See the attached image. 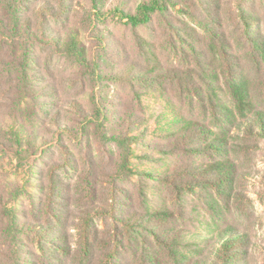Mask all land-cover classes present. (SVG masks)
Instances as JSON below:
<instances>
[{"label":"rangeland","instance_id":"1","mask_svg":"<svg viewBox=\"0 0 264 264\" xmlns=\"http://www.w3.org/2000/svg\"><path fill=\"white\" fill-rule=\"evenodd\" d=\"M144 1L25 0L18 57L23 44L32 50L21 89L0 35V264L44 263L23 223L64 235L62 264H104L115 241L112 264H144L153 238L124 221L151 208L167 209L159 235L182 236L184 264L211 261L209 237L226 227L247 237L235 264H264V134L248 130L254 119L233 88L245 81L264 112V0H159L138 26L117 13ZM219 162L231 177L220 190ZM88 224L93 252L83 249ZM194 241L207 245L201 254ZM168 245L160 264H180Z\"/></svg>","mask_w":264,"mask_h":264},{"label":"trees","instance_id":"2","mask_svg":"<svg viewBox=\"0 0 264 264\" xmlns=\"http://www.w3.org/2000/svg\"><path fill=\"white\" fill-rule=\"evenodd\" d=\"M6 1V0H5ZM7 5L6 12V21L3 19L0 20V35L5 37L3 39V43H9L11 46V54L14 55L12 58L9 67L12 66V69H7L10 77L15 72V76L13 78L14 82L18 84L17 88L20 89L23 87L24 83H27L28 73H27V65H29V56L31 55V46L30 45H22L23 46V55L19 58L17 51L19 50V44L23 39V31L27 32L29 29V25H26L24 20V14L27 5H25V0H9ZM161 3L159 0H149L148 2H142L138 5L136 12H127L124 9L116 8L117 13L121 14L123 20H127L128 23L138 26L141 24H147L151 21L152 15L160 8ZM10 18V19H8ZM53 37V36H52ZM57 38V37H54ZM53 41V39H52ZM58 44L60 42L58 41ZM23 72V73H22ZM8 76V75H7ZM21 84V86H20ZM234 94L237 95L240 106L238 107L241 110L242 114H246V112H250L251 118L254 119L253 124L250 121L248 125V130L250 132H254V124H258L261 133L264 134V112L263 111H255L252 103V99L250 96V89L247 87V83L240 79V82L234 84ZM26 96V95H25ZM185 124H189L186 122ZM118 138V137H117ZM14 146L16 148V155L19 156L23 152V146L25 143V139L23 134L15 133ZM118 140V139H117ZM218 141L217 139H212L210 144ZM119 142L124 144V140L121 139ZM216 144V143H215ZM28 145H32V140L28 139ZM21 148V149H20ZM12 151L15 153L14 148ZM219 164V165H218ZM216 167H213L211 172L216 171V175L214 180H212L215 187L219 190L222 189L226 182L230 181V176L226 175L228 171H226L227 164L225 162H219ZM125 170L134 173V169L125 165ZM209 170V171H210ZM157 171H150L148 176L153 177L155 179H159V173H155ZM167 209L159 210V209H148L146 214V219L143 221H136L137 218L133 217L132 214L126 217L125 225L128 231L136 236L135 232H142L141 229H137L135 226H141L144 230L148 232V235L152 236L153 240L150 241L148 246L146 247L144 264H160L159 262V243L161 244H169V248L171 249L170 253L172 254L175 263L184 264L186 255L181 251L184 248L186 243H183L182 236L179 237L173 236L171 233L168 237L164 235H159V219H164ZM168 214V213H167ZM142 222V223H141ZM147 223V224H146ZM19 224H15L13 226H18ZM25 234H32L33 237L39 243V251H40V259L42 257L43 264H62L60 263V259L58 258V253L66 252V247L61 245L62 239H64V235L61 236L60 232L55 228H41L37 225L32 226L29 223H23L22 228H20ZM19 230V229H18ZM98 234V233H97ZM214 236L209 237L214 241L216 250L214 252V257L211 261H207L206 258L200 257L201 259H196L195 264H235V261L240 257V253H245V250H240V246L244 245V241H246L247 237L243 232H235L232 228H220L218 231L213 233ZM60 236V238H59ZM144 236V235H143ZM145 238V237H144ZM205 241V238L203 239ZM96 237H94L93 231L91 230V226L88 224L85 228L82 229V243L83 249L86 251H94L96 244ZM204 241H194L193 243L187 244L193 246L190 249L193 252L202 253L201 246L204 245ZM109 245L106 246V249L109 250L107 253V258L104 264H112L114 257L117 255V243L110 242ZM207 245H204L206 247ZM37 256V255H36ZM247 259V261H246ZM56 262V263H55ZM64 264V263H63ZM243 264V263H239ZM244 264H249L248 258L245 257Z\"/></svg>","mask_w":264,"mask_h":264}]
</instances>
